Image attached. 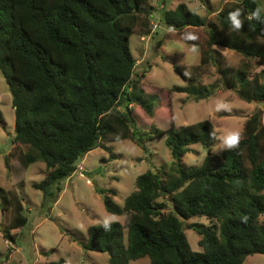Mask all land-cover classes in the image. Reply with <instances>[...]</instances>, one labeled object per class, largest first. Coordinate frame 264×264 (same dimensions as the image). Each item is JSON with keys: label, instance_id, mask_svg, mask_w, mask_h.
<instances>
[{"label": "trees", "instance_id": "16d2710c", "mask_svg": "<svg viewBox=\"0 0 264 264\" xmlns=\"http://www.w3.org/2000/svg\"><path fill=\"white\" fill-rule=\"evenodd\" d=\"M238 9L239 29L230 19ZM257 10L259 19L253 16ZM153 11L148 0H0V72L14 110L11 142L12 148L24 147L4 155V163L9 167L11 155L24 168L45 162L43 178L32 182L42 193L40 207L45 210L57 201L62 183L87 152L109 149L108 142L126 138L144 148L145 140L164 136L173 159L170 168L151 167L137 175L136 189L122 204L113 199L114 190L97 187L105 209L123 216V222L90 225L79 245L107 253L110 264H129L141 257H148L149 264H243L247 255L264 253L260 111L247 116L239 144L224 149L220 160L209 150L200 165L186 166L183 156L192 144L210 148L214 143L212 124L198 121L177 127L172 119L155 114L152 101L134 92L136 62L130 37L152 36ZM160 24L188 43L198 42L190 38L195 36L193 29L206 33L196 65H173L186 82L173 86V91L195 100L212 95L217 85L198 81L211 64L222 87L264 105V67L250 76L248 65L252 59L264 61V0H224L214 19L179 2L162 11ZM223 49L240 54L243 63L223 65ZM133 103L151 118L148 132L137 130ZM4 123L0 110V124ZM164 196L168 203L159 200ZM0 199L2 208L12 211L4 236L13 242L10 229L28 219L24 204L3 187ZM192 217L208 221L192 224L201 250L191 248L184 232L185 218Z\"/></svg>", "mask_w": 264, "mask_h": 264}, {"label": "rangeland", "instance_id": "374dc122", "mask_svg": "<svg viewBox=\"0 0 264 264\" xmlns=\"http://www.w3.org/2000/svg\"><path fill=\"white\" fill-rule=\"evenodd\" d=\"M154 6L151 15L152 36L140 37L133 33L130 37V49L136 62L134 69V92L147 102L154 104L155 114L160 118L172 119L177 127L190 125L198 121L212 124L214 143L208 148L201 144H192L190 151L183 156L186 166H198L210 150L220 160L227 146L223 138L231 131H239L248 115L259 110L264 124V105L241 99L235 89L222 87L219 74L214 65H208L198 81L207 87H217L212 95L195 100L186 93L172 90L173 86H185L186 82L174 71L173 65H185L188 68L199 62L200 50L205 46V31L193 29L197 43H188L178 37V33L166 30L159 20L164 9L174 8L184 2L189 9L202 16L214 19L215 12L224 0H148ZM153 27V26H152ZM169 33V35H168ZM177 36V37H175ZM159 39V41H158ZM223 65L240 66L243 57L230 50H222ZM250 76L264 67V61H248ZM134 123L140 132L151 128L149 115L137 104L132 105ZM0 110L4 125L0 124V187L13 190L23 201L25 225L10 229L15 240L4 236L11 220V209H3L0 199V264H110L108 254L83 249L78 241H85L87 228L93 224L110 221L123 222V216L108 212L103 204V195L96 188L112 189L113 199L122 204L126 195L136 189L135 179L149 168L165 165L167 169L173 159L165 145V137L145 140L142 148L133 140L126 138L108 142L109 149L97 147L87 152L77 161V168L70 178L62 183V189L50 208L41 209L42 193L32 187V182L43 178L45 162L38 160L24 168L17 157L10 156L9 167L4 163V155L19 153L21 146L12 148L14 135V110L11 94L0 72ZM161 126V123H158ZM12 148V149H11ZM168 196L160 197L166 201ZM264 223V216L260 217ZM207 223L204 217H192L184 220V232L193 250H201L198 245L199 234L193 229V223ZM3 227V230H2ZM129 264H149L148 257L132 260ZM243 264H264V253L247 255Z\"/></svg>", "mask_w": 264, "mask_h": 264}, {"label": "clouds", "instance_id": "9594fccd", "mask_svg": "<svg viewBox=\"0 0 264 264\" xmlns=\"http://www.w3.org/2000/svg\"><path fill=\"white\" fill-rule=\"evenodd\" d=\"M258 12H259V10H257L256 13H253V16H255L257 19H259ZM239 15H240L239 9L236 10L235 12L230 13V19H231L234 27L237 29H239L241 27V21L238 18ZM190 38L195 39V36H192ZM240 138H241V133L239 131H231L223 138V143L225 146H227L229 148H233L239 144Z\"/></svg>", "mask_w": 264, "mask_h": 264}, {"label": "built area", "instance_id": "2783aa9c", "mask_svg": "<svg viewBox=\"0 0 264 264\" xmlns=\"http://www.w3.org/2000/svg\"><path fill=\"white\" fill-rule=\"evenodd\" d=\"M152 26H153V28H155V27L157 26V24H155V23H152Z\"/></svg>", "mask_w": 264, "mask_h": 264}, {"label": "water", "instance_id": "95a60500", "mask_svg": "<svg viewBox=\"0 0 264 264\" xmlns=\"http://www.w3.org/2000/svg\"><path fill=\"white\" fill-rule=\"evenodd\" d=\"M171 195H172V194H170V198H169L170 201L172 200V199H171ZM185 219H186V218H185ZM2 230H3V227H2Z\"/></svg>", "mask_w": 264, "mask_h": 264}, {"label": "crops", "instance_id": "0c3cea01", "mask_svg": "<svg viewBox=\"0 0 264 264\" xmlns=\"http://www.w3.org/2000/svg\"><path fill=\"white\" fill-rule=\"evenodd\" d=\"M70 178V177H69Z\"/></svg>", "mask_w": 264, "mask_h": 264}]
</instances>
